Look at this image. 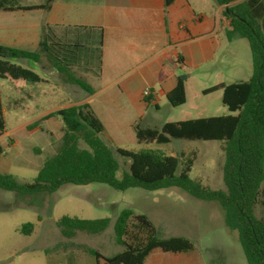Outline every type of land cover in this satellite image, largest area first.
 Returning <instances> with one entry per match:
<instances>
[{
  "label": "rangeland",
  "instance_id": "1",
  "mask_svg": "<svg viewBox=\"0 0 264 264\" xmlns=\"http://www.w3.org/2000/svg\"><path fill=\"white\" fill-rule=\"evenodd\" d=\"M9 2L25 6L37 5L43 0ZM196 5L199 9V4ZM205 7L209 13V6ZM219 39L215 61L179 72L180 78H185L187 102L174 107L166 97L156 95L159 109H149L139 124L141 127L161 128L165 123L195 119L199 115L230 114L222 103L221 90L207 95L202 91L219 83L249 80L253 73L252 54L248 40L238 34L229 40L226 32L221 31ZM82 56H90V73L71 74L93 85L99 76L97 56L94 54L91 59L90 51L82 53ZM15 63L33 70L43 81L32 83L9 77L0 80L6 123V131L0 136L1 143L5 145L0 174L11 175L20 184H30L62 143L61 118H44L74 101L72 89L77 85L69 80L67 74L68 77L52 73L44 55L39 64L25 60ZM35 122H39L38 127H33ZM110 134L113 137V133ZM101 137L114 151L117 148L134 152L152 149L166 155H180L195 150L197 159L190 173L191 178L212 189L226 190L223 170L225 153L221 149V141L172 139L168 144H140L135 132L126 129L118 138L109 139L104 134ZM116 158L120 165L117 176L121 178L129 170L130 160L119 154ZM124 209H132L135 214L146 215L157 223L183 224V230L191 232L197 239V247L208 264H248L238 233L228 227L226 212L219 203L199 200L177 187L157 191L141 188L118 191L101 183L67 184L54 193L34 195L0 189V264H95V258L86 251L87 248L111 257L120 251V246L115 243L114 224ZM254 215L264 218V183L261 203L255 207ZM64 217L84 220L109 218L111 224L103 233L77 232L75 237L66 239L58 227V222ZM26 224L34 225L30 235L23 233ZM59 243L63 246L57 249Z\"/></svg>",
  "mask_w": 264,
  "mask_h": 264
},
{
  "label": "trees",
  "instance_id": "2",
  "mask_svg": "<svg viewBox=\"0 0 264 264\" xmlns=\"http://www.w3.org/2000/svg\"><path fill=\"white\" fill-rule=\"evenodd\" d=\"M55 0H43L39 5L22 6L0 0V10H50ZM174 0H165V7ZM225 6L230 29L227 37L232 40L238 34L248 40L253 62L249 80L226 84L219 83L202 91L207 95L222 91V103L230 114L165 123L161 128L134 127L140 144H168L172 139L221 141L225 153L224 182L226 190H215L191 178L190 173L197 159V151L189 154L166 155L159 150L143 149L138 152L117 148L115 151L102 139L105 126L89 103L69 106L49 113L44 119L60 117L63 122L62 143L54 156L40 168L33 183L20 184L11 175L0 174V189L21 195L54 193L62 186L106 184L118 191L141 188L157 191L177 187L202 201H214L223 207L228 227L238 233L241 247L248 264H264V218H256L255 207L261 203L264 183V0H216ZM50 26L44 28L37 51L22 50L0 45V80L11 78L27 82H41L42 77L17 60L39 64L42 55L50 65L60 60L69 63L77 44L52 41ZM102 45L103 32L100 29ZM96 54L100 71L101 50ZM179 65V62H178ZM177 66V65H176ZM169 67L166 73H174ZM69 80L92 94L89 84L71 74L70 69L60 70ZM99 75V74H98ZM169 103L180 106L186 103L185 82L178 78L173 90L167 93ZM150 104L152 96L145 98ZM35 122L33 127H38ZM6 123L0 91V136L5 133ZM116 154L129 159L130 167L121 178ZM5 155V145L0 141V160ZM109 218L84 220L64 217L58 222L62 236L71 239L77 232L100 234L110 227ZM33 224H26L23 233L30 235ZM115 243L122 251L103 256L95 249L87 248L95 258V264H144L155 249L166 252H182L193 249L190 240L182 237H160L152 222L145 215H137L132 209H124L114 224ZM63 244H57L59 249ZM72 264V262H70Z\"/></svg>",
  "mask_w": 264,
  "mask_h": 264
},
{
  "label": "crops",
  "instance_id": "3",
  "mask_svg": "<svg viewBox=\"0 0 264 264\" xmlns=\"http://www.w3.org/2000/svg\"><path fill=\"white\" fill-rule=\"evenodd\" d=\"M195 2L199 9L191 0H174L167 8L165 0H55L48 11L0 10V45L37 51L44 28L50 26L53 42L79 46L72 49L76 52L72 62L60 60L51 65L52 73L57 74L65 68L89 74L90 56L85 58L82 53L100 48L99 76L90 85L93 93L77 86L72 89L74 101L63 106L91 104L105 126L104 135L118 138L125 129L134 132L149 109H159L156 95L167 98L178 83L180 71L215 61L220 32L227 34L230 29L226 7L216 0ZM203 6H209L210 12ZM169 67L177 70L168 74ZM146 91L152 96L150 104L144 97ZM151 222L160 237L186 238L193 249H155L144 264H208L197 239L183 230V224Z\"/></svg>",
  "mask_w": 264,
  "mask_h": 264
},
{
  "label": "built area",
  "instance_id": "4",
  "mask_svg": "<svg viewBox=\"0 0 264 264\" xmlns=\"http://www.w3.org/2000/svg\"><path fill=\"white\" fill-rule=\"evenodd\" d=\"M150 95V92L149 91H146L145 93H144V97H148Z\"/></svg>",
  "mask_w": 264,
  "mask_h": 264
},
{
  "label": "water",
  "instance_id": "5",
  "mask_svg": "<svg viewBox=\"0 0 264 264\" xmlns=\"http://www.w3.org/2000/svg\"><path fill=\"white\" fill-rule=\"evenodd\" d=\"M180 79L184 81L185 78L183 77V78H180Z\"/></svg>",
  "mask_w": 264,
  "mask_h": 264
}]
</instances>
